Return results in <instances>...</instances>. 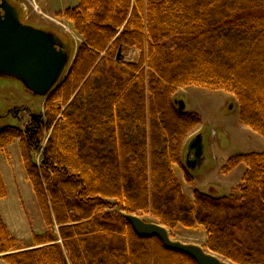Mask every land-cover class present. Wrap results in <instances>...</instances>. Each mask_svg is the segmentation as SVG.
I'll return each instance as SVG.
<instances>
[{
	"label": "trees",
	"instance_id": "trees-1",
	"mask_svg": "<svg viewBox=\"0 0 264 264\" xmlns=\"http://www.w3.org/2000/svg\"><path fill=\"white\" fill-rule=\"evenodd\" d=\"M59 17L83 40L68 76L46 99L45 116L31 115L25 130L0 131V151L19 141L48 231L22 249L0 215V257L7 264H197L139 237L125 216L141 213L167 228L204 229L207 249L233 264H264V153L228 161L227 173L246 167L240 196L196 190L190 198L175 173L201 124L179 110L178 89L234 94L242 125L264 138V0H79ZM125 48L139 59H119ZM6 197L0 173V200Z\"/></svg>",
	"mask_w": 264,
	"mask_h": 264
},
{
	"label": "rangeland",
	"instance_id": "rangeland-1",
	"mask_svg": "<svg viewBox=\"0 0 264 264\" xmlns=\"http://www.w3.org/2000/svg\"><path fill=\"white\" fill-rule=\"evenodd\" d=\"M10 1L20 10L23 23L46 32H52L64 41L72 67L75 52L83 40L73 31L72 26L69 25L70 28L68 27L69 22L65 19L62 20L63 18L47 19L45 12L43 13L39 8L37 10L36 4L30 5L26 0ZM35 1L37 3V0ZM25 3L28 4V8ZM61 3L68 5V8H76L79 0H52L53 10H57ZM119 54V59L122 58V61L125 62H135L141 55L139 51L127 48L120 50ZM113 56L114 60L117 61L118 50L114 51ZM47 98L34 96L27 92L17 80L0 78L1 112L3 115L7 114L8 110L13 113V116L10 114L3 119L1 125H14L25 130L30 123L31 115L45 116ZM175 99L185 104L187 113L197 114L201 118V124L187 139L190 142L195 136H202L204 151L201 164L194 170H190L186 167V158L184 157L182 165L175 167V173L185 188L184 191L187 196L193 198L196 190L215 197L240 196L239 187L242 185L246 167L240 165L227 173L225 169L227 163L235 156L264 153V138L251 128L242 125L239 119V104L232 93L223 90L210 91L199 87H187L178 89ZM14 143L19 144V141ZM40 160L41 156L37 154V161L40 162ZM187 174L194 177L192 184L186 182ZM26 210L30 216H35L27 203ZM40 215L41 220H43L41 212ZM136 216L147 223L160 224L148 214L140 213ZM34 221L33 225L36 223V220ZM165 228L173 242L198 246L222 262L233 264L224 256L207 249V236L204 229L187 230L181 226ZM0 264L7 263L1 258Z\"/></svg>",
	"mask_w": 264,
	"mask_h": 264
},
{
	"label": "water",
	"instance_id": "water-1",
	"mask_svg": "<svg viewBox=\"0 0 264 264\" xmlns=\"http://www.w3.org/2000/svg\"><path fill=\"white\" fill-rule=\"evenodd\" d=\"M120 55V54H119ZM71 68L69 53L63 40L22 21L21 12L10 0H0V78L19 81L34 96L47 98L66 79ZM180 111L182 101H176ZM10 111L3 115L7 118ZM204 151L201 135L195 136L188 146L186 165L191 170L201 164ZM135 233L141 238H157L170 251L192 258L197 264H228L207 254L202 248L173 242L165 227L147 223L136 215H126Z\"/></svg>",
	"mask_w": 264,
	"mask_h": 264
},
{
	"label": "crops",
	"instance_id": "crops-1",
	"mask_svg": "<svg viewBox=\"0 0 264 264\" xmlns=\"http://www.w3.org/2000/svg\"><path fill=\"white\" fill-rule=\"evenodd\" d=\"M36 4L43 13L45 12L47 19H62L59 15L68 8V5L61 3L57 10H53L52 0H37ZM69 25L72 26L70 22L68 24L70 28ZM188 144L187 140L183 146L182 159L186 157ZM0 173L7 188V197L0 200L1 218L10 233L18 240L19 247L31 249L34 247V234H45L48 228L45 222L43 223V215V220L40 218L41 209L23 166L19 144L13 143L5 151H0ZM26 203L32 208L35 216H30L26 212ZM34 220L36 223L33 225Z\"/></svg>",
	"mask_w": 264,
	"mask_h": 264
},
{
	"label": "built area",
	"instance_id": "built-area-1",
	"mask_svg": "<svg viewBox=\"0 0 264 264\" xmlns=\"http://www.w3.org/2000/svg\"><path fill=\"white\" fill-rule=\"evenodd\" d=\"M27 1V3L28 4H30V5H34V4H36V2H35V0H26ZM28 4L26 5V3H25V6L28 8ZM25 8V7H24ZM27 8H25L26 10H27ZM35 8L37 9V7H36V5H35Z\"/></svg>",
	"mask_w": 264,
	"mask_h": 264
},
{
	"label": "flooded vegetation",
	"instance_id": "flooded-vegetation-1",
	"mask_svg": "<svg viewBox=\"0 0 264 264\" xmlns=\"http://www.w3.org/2000/svg\"><path fill=\"white\" fill-rule=\"evenodd\" d=\"M8 111H9V110H8ZM10 114H12L11 116H13V113H12L11 111H10ZM10 114H9V115H10Z\"/></svg>",
	"mask_w": 264,
	"mask_h": 264
}]
</instances>
